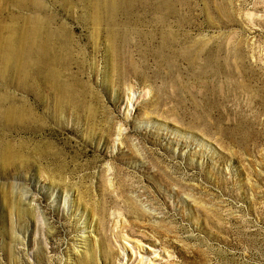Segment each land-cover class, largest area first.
I'll return each mask as SVG.
<instances>
[{
    "label": "rangeland",
    "instance_id": "obj_1",
    "mask_svg": "<svg viewBox=\"0 0 264 264\" xmlns=\"http://www.w3.org/2000/svg\"><path fill=\"white\" fill-rule=\"evenodd\" d=\"M2 6L0 264H264V0Z\"/></svg>",
    "mask_w": 264,
    "mask_h": 264
},
{
    "label": "bare ground",
    "instance_id": "obj_2",
    "mask_svg": "<svg viewBox=\"0 0 264 264\" xmlns=\"http://www.w3.org/2000/svg\"><path fill=\"white\" fill-rule=\"evenodd\" d=\"M26 1H28V0H0V58H1V68H0V72L2 71V73L4 72V71H6V70H8V67H9V64L11 63V61H12V59L16 56V51H14V49H11L12 47H11V45H10V41L9 40H7V39H5L4 38V32H7L8 31V27H6L5 25H3V24H1V21H3V18H2V16H3V4L4 3H6V2H8V3H12V4H14V5H16V6H22L23 4H24V2H26ZM99 1V0H98ZM103 1V0H102ZM117 1V0H116ZM152 1V0H151ZM173 1V0H172ZM182 1V0H181ZM87 2V1H86ZM109 2H110V0H109ZM157 2V1H156ZM115 3V2H114ZM150 3V2H149ZM153 3V2H152ZM154 3H155V1H154ZM87 4V3H86ZM89 4V3H88ZM100 4V3H99ZM102 4V3H101ZM156 4V3H155ZM171 4V3H170ZM38 5V4H37ZM90 5V4H89ZM108 5V4H107ZM113 5V4H112ZM143 5H144V3H143ZM148 5V4H147ZM163 6H164V4H162ZM177 5V4H176ZM35 6V5H34ZM109 6V5H108ZM111 6V5H110ZM110 6H109V8H110ZM161 6V5H160ZM168 6V5H167ZM32 7V6H31ZM90 7V6H89ZM88 7V8H89ZM126 7V6H125ZM159 7V6H158ZM20 8V7H19ZM102 8L104 9V7L102 6V5H100L99 7H98V10L100 11V10H102ZM108 8V7H107ZM145 8V7H144ZM152 8V6L150 7V9ZM155 8H157V7H155ZM146 9H148V8H146ZM145 9V10H146ZM153 9V8H152ZM162 10H164V9H162ZM91 11V10H90ZM149 11V10H148ZM166 11V10H165ZM169 11V10H168ZM171 11V10H170ZM177 11V10H176ZM94 12V11H93ZM117 12V11H116ZM171 12H173V11H171ZM95 13V12H94ZM103 13V12H102ZM153 13V12H152ZM163 13V12H162ZM169 14H171L170 12H168ZM174 14V13H173ZM176 14V13H175ZM174 14V15H175ZM162 15V14H161ZM178 16V15H177ZM108 17V16H107ZM160 17V16H159ZM89 18H90V16H89ZM97 18V17H96ZM106 19V18H105ZM162 19H164L163 17H162ZM183 19V18H182ZM181 19V20H182ZM35 20V19H34ZM94 20V19H93ZM26 21V20H25ZM106 21V20H105ZM29 22V21H28ZM34 22V21H33ZM25 23V22H24ZM104 23V22H103ZM29 24V23H28ZM105 24V23H104ZM38 25V24H37ZM101 25H103V24H101ZM39 26V25H38ZM41 27V26H40ZM41 28H43V27H41ZM27 29V28H26ZM110 29V28H109ZM116 29V28H115ZM24 30V29H23ZM37 30V29H36ZM38 30H41V29H38ZM43 30V29H42ZM167 30V29H166ZM25 31V30H24ZM28 30H26L25 32H27ZM47 31V30H46ZM169 31V30H168ZM171 31V30H170ZM39 32V31H38ZM38 32H36V33H38ZM42 32V31H41ZM16 33V32H15ZM19 33V32H18ZM17 33V34H18ZM169 33V32H168ZM171 33V32H170ZM39 34H40V36L42 35L40 32H39ZM39 34L37 35V36H39ZM44 34V33H43ZM108 34V33H107ZM110 34V33H109ZM172 34V33H171ZM173 35V34H172ZM171 35V36H172ZM19 36V35H18ZM30 36V35H29ZM32 36H33V34H32ZM31 36V37H32ZM36 36V37H37ZM42 37V36H41ZM40 37V38H41ZM175 37V36H174ZM33 38V37H32ZM34 39V38H33ZM18 40V39H17ZM40 40V39H39ZM35 41H36V39H35ZM29 43V42H28ZM35 43V42H34ZM37 44L39 45V43H38V40H37ZM48 45V44H47ZM176 45V44H175ZM175 45L174 46H172V47H175ZM17 46V45H16ZM33 47V46H32ZM35 47H36V45H35ZM191 47V46H190ZM16 49V48H15ZM27 50V49H26ZM28 51V50H27ZM33 51V50H32ZM31 51V52H32ZM197 51V50H196ZM30 55V54H29ZM188 55H190V54H188ZM33 56H34V54H33ZM31 57V56H30ZM35 57V56H34ZM33 57V58H34ZM186 57V56H185ZM188 57V56H187ZM27 58V57H26ZM43 59V58H42ZM30 60V59H29ZM41 60V59H40ZM46 60V59H45ZM211 60V59H210ZM42 61V60H41ZM44 61V60H43ZM189 61H190V59H189ZM188 61V62H189ZM26 62H28L27 60H26ZM25 62V63H26ZM46 62V61H45ZM208 62H209V60H208ZM23 63V62H22ZM39 63V62H38ZM45 64V63H44ZM43 64V65H44ZM191 64V63H190ZM25 65V64H24ZM27 66H28V64H27ZM39 66V65H38ZM42 66V65H41ZM26 68V67H25ZM51 76V75H50ZM53 80L54 79H56V78H52ZM55 83H56V81H55ZM55 85V91L58 93V94H60V97L62 96H64V98H65V94L67 93V92H69L67 89H66V87H64V86H62V85H60L59 83L58 84H54ZM10 109V108H9ZM1 118V117H0ZM3 118V117H2ZM3 121V120H2ZM4 122V121H3Z\"/></svg>",
    "mask_w": 264,
    "mask_h": 264
}]
</instances>
